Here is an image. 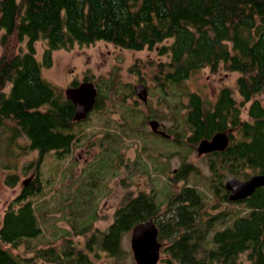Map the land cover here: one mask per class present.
I'll return each mask as SVG.
<instances>
[{"label":"trees","instance_id":"obj_1","mask_svg":"<svg viewBox=\"0 0 264 264\" xmlns=\"http://www.w3.org/2000/svg\"><path fill=\"white\" fill-rule=\"evenodd\" d=\"M37 40L46 45L40 59L36 56ZM98 40L133 50H156L162 58L156 61L152 74L159 100H168L176 92L188 95L182 137L195 144L214 131L229 132L225 149L211 154L213 172L238 175L242 171L243 176L250 169L252 174L264 173V0H0V154L4 148L7 153L36 149L39 157L35 164H39L47 151L55 150L60 156L70 150L78 139L77 125L87 116L73 118L74 105L65 89L44 77L42 69L51 66L53 50ZM206 66L239 72L235 86L241 99L225 86L218 99L206 105L198 92L177 88ZM84 79L97 87L92 112L107 124L113 123V131H109L113 142L121 139L117 135L136 133L130 120L143 118L137 108L120 100L121 122L109 115L106 90L115 82L120 84L114 72L96 80L89 75ZM99 109L108 113L100 114ZM118 152L114 146L102 152L105 154L89 171L95 180L102 171H112L111 161ZM37 172L38 166L4 210L0 264H34L37 257L52 264H96L91 256L99 257L100 251L119 255L122 234L161 209L152 195H129L115 210L107 231H93L82 244L72 236L86 233L96 214L90 211L85 215L81 205L85 196L68 194L72 189L66 193L69 186L60 188L51 198L61 196L62 201L72 196L76 212H83L82 218L71 217V225L76 222L72 227L79 230L62 229L63 244L34 248L35 256H23L13 249L42 232L44 207L33 200L48 190L55 178L54 172L51 180ZM186 172L183 164L177 176L185 177ZM8 176L12 177L6 180L11 186L19 180L16 174ZM209 185L214 196L226 204H240L242 212L231 206L222 209L220 202L212 206L197 188L182 187L171 196L168 212L158 216L157 240L164 242L159 259L165 264H242V259L246 264H264V185L241 203L228 200L223 179ZM79 187L88 197L98 189L87 176Z\"/></svg>","mask_w":264,"mask_h":264},{"label":"rangeland","instance_id":"obj_2","mask_svg":"<svg viewBox=\"0 0 264 264\" xmlns=\"http://www.w3.org/2000/svg\"><path fill=\"white\" fill-rule=\"evenodd\" d=\"M45 46L43 40L35 42L38 59L41 58ZM159 59L162 58L156 53L155 49L133 50L115 46L103 40L86 45H75L70 49L59 48L53 50L51 66L42 69L44 77L51 80L64 91L74 79L80 81L89 75L96 80L99 77L109 75L110 72H114L115 77L120 80V84L116 82L114 85L112 84L111 88L109 87L110 89L106 90L107 96L104 99L111 118L121 122L120 108L123 106L120 100L125 101V103H132V107L137 108L140 115L145 117L149 114L150 118H158L164 123L166 128L173 130L171 132L178 133L179 138L177 140L179 144H175L173 141L175 139L174 134L171 136V141L164 142L161 139H155L151 143L149 140L144 142V139L138 133L130 134L128 129L127 133L129 134L125 136L117 135L118 137L115 135L121 139L117 140V143L113 142L114 136H110L109 132L113 131V123L109 121L107 124L103 118L98 117L97 113L91 112L88 114L89 117H86L89 119L87 122H85V118L81 124L77 125L76 129H78L79 133L77 131L75 133L78 139L74 141L70 150L64 152L63 155L59 156L55 150H50L43 154L39 164H35L39 157L38 150L33 149L23 153L13 149L10 153H7L4 148L0 154V220L8 202L19 193L22 180L32 176L35 173L36 166H38L40 175L46 180L52 177V172L55 174L54 179H52L53 177L50 178L52 183L49 185L48 190H44L40 197L33 200L36 201V205L40 208L44 207L41 210L43 214L40 222L42 232L38 236L31 238L30 241L22 242L16 249H13V253L19 252L27 257L35 256L34 248L63 244L65 238L60 236L62 229H69L75 232L79 230L77 226H73L77 228L72 227L76 222L73 220L71 225V217L82 218L83 212H76L77 207L73 203L74 200L70 198L72 196L69 195V198L67 197L62 201L60 200L61 196L51 198L53 193L66 186H69L68 190H64L66 193L72 189L68 194L77 193L83 197L85 196L81 200L85 215L90 211L96 214V217L92 220L91 228L86 233L72 236L75 241H79L82 244L83 240L93 231L98 233L107 231L115 210L119 207L122 200L129 195H133L138 188L152 192V187L155 185L159 194L155 200L160 203L161 211L166 207V197L168 195L176 194L184 186H192L201 191L208 203L220 202L222 208L231 206L236 212L237 210L242 212L240 204H226L227 202L221 201L219 196H214L209 185L212 171L208 166V156H198L195 144L189 142L187 137L181 136L184 131L183 125L185 126L182 115L185 111L184 105L188 102V95L180 93L179 98L176 95L168 100H159V91L152 75L155 72V63ZM130 67L135 68L134 72ZM238 75L239 72L225 70L222 66H218L216 70H210L206 66L193 72L177 88L197 91L201 94L205 104L210 105L219 88L228 86L233 96L240 100L241 96L235 86ZM138 81H142L149 90L148 107L142 104V101L137 103V100H133L131 97L133 95L136 98V94L133 92V85ZM136 105L138 107H135ZM148 109L149 111H147ZM99 110L100 114L108 113V111ZM153 114L156 115L154 116ZM242 115L243 117L245 116V111L242 112L241 106V117ZM139 128L148 129L149 131L146 123ZM20 142L24 143L25 139L21 138ZM144 144L146 145L145 148H143ZM112 146L116 149L119 148L120 151L115 154L111 161L115 166L111 172L104 170L97 174L98 177L101 175L102 177L95 180L89 171L97 163L99 157L105 154L102 152ZM148 149L152 151L151 155L146 152ZM157 161L159 163L164 161L165 163L158 164ZM185 161L190 164L191 169L187 170L184 178H175L176 172L173 169L179 168L181 162ZM161 167L162 170L159 171ZM155 168L158 170H155ZM245 171L246 175L243 174L242 176L241 171L237 176L244 179L252 174L250 169ZM11 173L18 175L19 178L14 186L9 185L6 181L7 177L9 178L8 174ZM86 176L98 187L92 197H88L85 194L86 190L82 189V187L77 189L79 185L84 184ZM9 179H12V177ZM40 204L43 206H40ZM27 245H30L31 249H28ZM6 246L8 245L6 244ZM121 249L122 251L119 255L111 256L100 251L99 257H91L96 264H136L130 247V230L122 234ZM161 255L163 256V254ZM34 264L52 263L37 257ZM156 264L165 263L159 259ZM242 264H246L245 259H242Z\"/></svg>","mask_w":264,"mask_h":264},{"label":"water","instance_id":"obj_3","mask_svg":"<svg viewBox=\"0 0 264 264\" xmlns=\"http://www.w3.org/2000/svg\"><path fill=\"white\" fill-rule=\"evenodd\" d=\"M140 98L146 99L147 91L142 83L135 85ZM97 87L93 81L81 80L76 85L65 88L66 96L74 105L75 120L86 117L93 108ZM156 121L151 120L152 127ZM228 144V134L225 131H217L210 138H203L197 145L198 153L211 150H221ZM32 176L22 180L26 184ZM264 185V173H253L244 179L231 174L225 180V187L229 190V199L236 200L250 195L256 187ZM160 241L157 240V227L152 219L143 220L135 224L130 232V247L136 264H156L160 255Z\"/></svg>","mask_w":264,"mask_h":264},{"label":"flooded vegetation","instance_id":"obj_4","mask_svg":"<svg viewBox=\"0 0 264 264\" xmlns=\"http://www.w3.org/2000/svg\"><path fill=\"white\" fill-rule=\"evenodd\" d=\"M133 66V65H132ZM131 69H133V72H134V70H135V68H132V67H130ZM82 80H86V79H82ZM81 81V80H80ZM79 82V81H78ZM78 82H77V84H78ZM139 83H142L144 86H145V88H146V91H147V95H146V99L145 100H143L142 98H140L139 96H138V94H137V92H136V89H135V85L136 84H139ZM70 85H73L72 83H70ZM69 85V86H70ZM74 85H76V84H74ZM68 87V86H67ZM223 87H225V86H223ZM223 87H220L219 88V90L217 91V93H216V96H215V98L212 100V102L210 103V104H212L215 100H217L218 99V97H219V93H220V90H221V88H223ZM195 91V90H194ZM133 92H134V94H136V98L132 95L131 97H132V99L133 100H137V103H138V101H142L141 103L142 104H144L145 106H147L148 107V104H147V100H148V95H149V90H148V88L146 87V85L142 82V81H138L137 83H135L134 85H133ZM197 92V91H196ZM98 93V92H97ZM133 94V93H132ZM199 95H200V97L202 98V96H201V94L200 93H198ZM176 95H178V98H179V95H180V93L178 94V92H176V94H175V96ZM202 100H203V98H202ZM183 101V100H182ZM204 101V100H203ZM130 106H132V103H130L129 104ZM94 107V106H93ZM135 107H138L137 105L135 106ZM92 110H93V108L87 113V115L86 116H88V114H90L91 112H92ZM140 110H142L141 108H140ZM147 111H149V109L147 110ZM151 120H155L156 121V123H155V126L154 127H152L151 126V124H150V121ZM130 123H131V126H132V131H134V132H136V133H138L143 139H144V142H147L148 140L149 141H151V143H153L154 142V140L155 139H161L162 141H164V142H166V141H171L172 139V137L171 136H173L172 134H174V137H175V139H173V141L175 142V144H179V141L177 140L178 138H179V135H177V133L176 132H171V131H173L171 128H166L165 127V125H164V123L162 122V121H160L158 118H155V117H151L150 118V115L149 114H147L145 117L143 116V118H134V119H131L130 120ZM136 123H137V125H136ZM145 123L148 125V127H149V131H148V129L146 130V129H143V128H139V127H141V126H144L145 125ZM137 128H139V129H137ZM217 131H220V130H217ZM217 131H214L213 133H211V135L209 136V137H207V138H210L215 132H217ZM225 132H227V134H228V142H229V132L228 131H226L225 130ZM134 134V133H133ZM205 138V137H204ZM201 139H203V137L202 138H200L199 140H197V142L195 143V149H196V154L198 155V156H204V155H206V156H208V166H209V168H210V170H211V166H210V158H211V154L213 153V152H215V151H222V150H224V149H221V150H211V151H207V152H202V153H198V151H197V145H198V143H199V141L201 140ZM189 142H191V141H189ZM146 147V145L144 144L143 145V148H145ZM146 152L147 153H149L150 155L152 154V151L151 150H146ZM161 153V152H160ZM139 162V161H138ZM158 162V161H157ZM165 162L164 161H162V163H159L158 162V164H164ZM183 164H185L186 166H187V170H190L191 169V166H190V164L189 163H187L186 161L185 162H181V165L179 166V168L177 167V168H174L173 169V171L174 172H176L175 173V178H184V177H178L177 175H178V172H179V169L181 168V166L183 165ZM156 165H157V163H156ZM115 165H112V168L114 167ZM103 168H101V170H102ZM155 170H158L157 168H155ZM162 170V167L159 169V171H161ZM212 171V170H211ZM219 171H222V170H219ZM190 172V171H189ZM189 172H188V174H189ZM187 173V172H186ZM221 173V172H220ZM219 173V174H220ZM222 175H218L217 173H215V172H213L212 171V175L210 176V182L209 183H211L212 181H214V180H217V179H223V184H224V192H226L227 193V198H228V200H230V201H238L239 203H241V200H242V198L241 199H236V200H231V199H229V190H227L226 189V187H225V180H226V178L229 176V175H231V174H233V173H229V172H226V171H222ZM187 174V175H188ZM233 175H235V176H237L236 174H233ZM185 176H186V174H185ZM238 177V176H237ZM239 178V177H238ZM97 179H99V177L97 178ZM241 179V178H240ZM152 189H153V191L152 192H150V191H145L144 189H141V188H138L137 189V191H135L134 192V194L133 195H131V196H135V195H137L139 192H144L145 194H147V195H152V197H153V199H154V201H156L155 200V198H156V196H158L159 194L157 193V191H156V189H158L155 185H153V187H152ZM154 191H155V193H154ZM174 194V193H173ZM173 194H170V196L168 195V197H166L167 198V200H166V198H165V200H166V207H165V209H163L162 211H161V209H159V211L158 212H155L151 217H149V218H147V219H145V220H148V219H152L153 220V222H154V224H155V226L157 227V234H158V229H159V226H158V224H157V220H158V216H159V214H161V213H163V211H166V213L168 212L167 211V209H169V200H170V198H171V196L173 195ZM226 202V201H225ZM156 203H158V201H156ZM212 203V202H211ZM218 202H214V203H212L211 205L213 206V205H216ZM160 204V203H159ZM235 204V203H234ZM210 204H209V208H210V206H211ZM161 206V205H160ZM219 206H220V204H219ZM221 208H222V206H220ZM161 208V207H160ZM222 209H224V208H222ZM143 221V220H142ZM137 224V223H136ZM133 227V226H132ZM132 227H131V229H132ZM131 229H130V232H131ZM161 243V245H160V253H161V248H163V243L164 242H160ZM159 260V259H158ZM158 262V261H157ZM156 262V263H157Z\"/></svg>","mask_w":264,"mask_h":264}]
</instances>
